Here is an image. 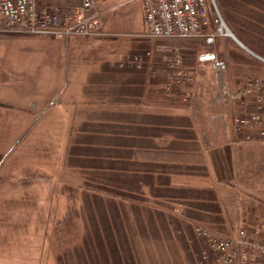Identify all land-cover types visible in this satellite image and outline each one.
I'll return each mask as SVG.
<instances>
[{"label":"rangeland","instance_id":"374dc122","mask_svg":"<svg viewBox=\"0 0 264 264\" xmlns=\"http://www.w3.org/2000/svg\"><path fill=\"white\" fill-rule=\"evenodd\" d=\"M214 2L239 40V43L234 39L220 40L227 42L228 55L249 63L244 64L248 69L229 67L226 73L217 75L210 69L203 74L198 68L195 70L197 78L214 80L213 98L219 104L217 97L221 84L240 89L245 85L241 80L245 82L249 75L264 78V61L261 63L250 54L252 49L259 59H264V0ZM56 3L63 8L68 6L59 0ZM95 7L100 14L101 30L114 35L65 40L19 33L0 36V257L15 255V260L1 258L0 264H137L133 242H136L138 264H204L196 255L204 246L199 249L194 241L196 237L185 242L184 230L171 228L169 218L153 222L154 216L160 220L159 215L145 212L142 219L141 213L120 214L113 207L115 201L77 196L74 188L80 184L88 187L90 178H95L93 183L98 184L108 178L102 172L103 160H99L105 157L103 150L93 144L82 148L76 145L77 133L73 132L72 125L78 117H64V124L69 126L63 127L64 132L61 129L60 133L48 131L45 125L50 117L46 115L41 119L43 123L30 126L37 117L34 113L43 111L39 108V99L50 97L49 91L57 77L67 76L68 87L60 95L62 100L74 95V100L78 99L79 105L82 104L80 84L87 72L82 64H113L119 70L143 74L152 73L155 68L162 83L165 58L170 51H179L183 64L188 67L186 56L196 55L198 62L200 53L217 48L218 40L212 46H206L197 39L146 38L141 0H95ZM156 46H161L164 51H155L141 69L119 68L118 62L126 57L151 52ZM72 64H79V68L76 70ZM236 71L237 75H233ZM236 78L241 83L234 84ZM64 106L65 109L69 107ZM254 108L251 103L250 109ZM211 114L214 113L211 112L210 117ZM79 137L86 135L79 134ZM47 144L48 149L45 148ZM84 145L88 146L85 142ZM39 146L45 149L39 150ZM27 167L31 171H27ZM92 169H99V173ZM246 191L258 204L264 205V174L257 176L248 189L242 188L239 196ZM151 199L145 198L149 202L144 203L152 205ZM240 201L231 208L229 228L215 231L230 235L238 228H244L264 241V222L250 214L248 207ZM135 203L139 204L136 198H128V204ZM171 207L181 210L180 204ZM177 214L180 215L178 211ZM142 220L148 221L144 223V229L142 224V229L132 227L135 221ZM172 240L175 247L164 243Z\"/></svg>","mask_w":264,"mask_h":264},{"label":"crops","instance_id":"0c3cea01","mask_svg":"<svg viewBox=\"0 0 264 264\" xmlns=\"http://www.w3.org/2000/svg\"><path fill=\"white\" fill-rule=\"evenodd\" d=\"M234 40L239 41L236 37ZM226 43L217 41L216 55L224 57L229 67L248 69L244 65L248 62L228 55ZM250 54L264 61L252 49ZM185 64L195 70L198 68L201 74L210 69L208 64L196 62V55L186 56ZM72 65L76 70L79 68V64ZM82 67L87 68L84 82L80 84L82 104L74 100V95L62 100L68 87L67 76L61 79L57 75L49 91L50 97L39 99V108L43 111L34 113L37 117L30 125L43 123L41 119L46 115L50 117L45 125L48 131L60 133L61 129L64 132L63 127L69 126L64 124L63 118L76 116L78 120L74 119L72 125L73 132L77 133L76 145L82 148L93 144L103 150L105 157L99 160H103L102 172L108 178L102 179L101 184L93 183L95 178L86 180L88 187L80 184L74 188L77 196L115 201L113 207L120 214L141 213L142 219L145 212L159 215L160 220L154 216L153 222L169 218L171 228L184 230L185 242L195 238L194 222L214 230L229 228L231 208L240 200L250 214L264 222V205L258 204L248 191L239 196L242 188L248 189L257 176L264 174V141H239L232 127L231 107L218 104L213 98L212 78H197L190 87L188 102H171L160 95L162 79L156 75L155 68L152 73L143 74L122 71L113 64H82ZM234 74L237 75V71ZM226 80L231 83L230 79ZM238 80L233 83H243ZM64 105L69 107L65 109ZM210 108L216 115L214 119L210 117ZM24 132L27 134L26 128ZM79 134L86 137L80 138ZM45 148L48 149V144ZM42 149L39 146V150ZM92 170L98 172L99 169ZM27 171H31L29 167ZM128 198H136L139 204H128ZM145 198H152L153 204L144 203L149 202ZM174 204H180L181 210H174L171 207ZM144 223L148 221H135L132 227L140 229L142 224L144 229ZM196 239L201 249L202 244ZM164 243L176 246L173 240ZM132 244L138 264L136 242ZM4 257L15 260V255H4L0 260Z\"/></svg>","mask_w":264,"mask_h":264},{"label":"built area","instance_id":"2783aa9c","mask_svg":"<svg viewBox=\"0 0 264 264\" xmlns=\"http://www.w3.org/2000/svg\"><path fill=\"white\" fill-rule=\"evenodd\" d=\"M0 0V36L6 34L42 35L58 40L75 37L112 36L101 30L100 14L95 0ZM144 36L158 39H197L206 46L217 40L235 39L214 0H141ZM165 48V47H164ZM160 46L141 55L126 57L118 62L121 69H141ZM164 81L161 95L168 101L187 102L190 87L196 81V71L183 64L179 51H170L165 58ZM199 64H208L214 74L226 73L229 65L214 51L198 55ZM245 85L233 89L219 86L217 101L231 106L232 127L241 142L264 141V78L249 75ZM255 105L250 109V105ZM239 109V110H238ZM216 115L211 114L214 119ZM194 236L204 246L199 254L204 264H264V241L238 228L233 234L223 235L214 229L194 222Z\"/></svg>","mask_w":264,"mask_h":264}]
</instances>
